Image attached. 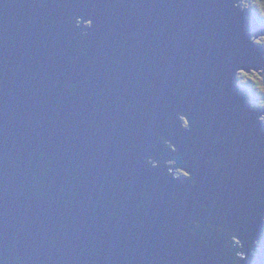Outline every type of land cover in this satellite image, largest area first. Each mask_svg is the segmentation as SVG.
<instances>
[{
	"label": "water",
	"instance_id": "water-1",
	"mask_svg": "<svg viewBox=\"0 0 264 264\" xmlns=\"http://www.w3.org/2000/svg\"><path fill=\"white\" fill-rule=\"evenodd\" d=\"M238 1L0 0V264H264Z\"/></svg>",
	"mask_w": 264,
	"mask_h": 264
},
{
	"label": "rangeland",
	"instance_id": "rangeland-1",
	"mask_svg": "<svg viewBox=\"0 0 264 264\" xmlns=\"http://www.w3.org/2000/svg\"><path fill=\"white\" fill-rule=\"evenodd\" d=\"M248 1L251 2V4H252V1L251 0H239L238 2H239L240 6L242 8H245V7H249L250 6V4L248 3ZM87 24H89V23H87ZM90 24H91V22H90ZM263 40H264V35H262V36L259 35L256 38H254L253 41H255L258 45H260V46H262L264 48V41ZM242 71H243L242 69H238L237 70L238 73L236 72L237 73V77H238L237 85L240 86V87H242V88H244V89H246L248 91V93H249V96H252L251 95V92L248 89V84H246V83H249L251 80H255L257 77H260L261 78V76H260L259 72L256 71V70H253L254 72H247L249 75L248 74L242 75ZM263 74H264V72H263ZM260 87H261L262 91L264 92V84L261 83ZM253 105L256 108H258V109H260V110L263 111V113L259 116V120L264 123V118H262V116H264V104H262V103L259 104V103H257V101H254ZM184 123H185V121H184ZM170 163L172 164V166H175L176 165V162H174V161H170ZM175 171L177 173H180L179 172L180 169L178 171V168H176V167H175ZM235 241L239 243V240L235 239Z\"/></svg>",
	"mask_w": 264,
	"mask_h": 264
},
{
	"label": "trees",
	"instance_id": "trees-1",
	"mask_svg": "<svg viewBox=\"0 0 264 264\" xmlns=\"http://www.w3.org/2000/svg\"><path fill=\"white\" fill-rule=\"evenodd\" d=\"M252 8L254 9V13L256 18L264 24V8L261 7V4L258 0H251ZM249 3V1H248ZM251 3V2H250ZM264 41V40H263ZM262 72V71H260ZM248 74L247 71H243L242 75ZM252 74V73H251ZM249 75V74H248ZM260 77H257L255 80H251L248 84V89L251 92V95L259 104H264V92L262 91L260 85L264 84V74H260Z\"/></svg>",
	"mask_w": 264,
	"mask_h": 264
},
{
	"label": "clouds",
	"instance_id": "clouds-1",
	"mask_svg": "<svg viewBox=\"0 0 264 264\" xmlns=\"http://www.w3.org/2000/svg\"><path fill=\"white\" fill-rule=\"evenodd\" d=\"M258 2L261 4V7L262 8H264V0H258ZM249 4H250V8H251V10L254 12V9L252 8V5L253 4H251L250 2H249ZM255 14V13H254ZM243 72V71H242ZM254 106V105H253ZM255 107V106H254ZM181 120H182V122H183V128H187L188 129V126H189V120L187 119V117L185 116V115H179L178 116ZM262 118H264V116H262ZM184 121H185V123H184ZM185 124V125H184ZM170 151L171 152H173V153H175V154H177V150L176 149H174V148H172V147H170ZM174 162H176V165L175 166H173L174 167V169H175V167L176 168H178V171H179V169H180V173H177L176 171H175V175L176 176H188V171L185 169V168H182V167H179V166H177V161H174ZM223 161L222 160H220L219 161V163L217 164L218 166H219V164H221ZM151 163H153V164H155V165H157V161L156 162H151ZM235 239H237V240H239L238 238H236V237H234L233 239H232V242H233V244L234 245H239V246H242L243 247V245H242V243H241V241L239 240V243L238 242H236L235 241ZM255 244L257 245V246H255L254 247V250L252 249V252H254V253H256L257 254V252H256V250H260V242H255ZM242 255V254H241Z\"/></svg>",
	"mask_w": 264,
	"mask_h": 264
},
{
	"label": "bare ground",
	"instance_id": "bare-ground-1",
	"mask_svg": "<svg viewBox=\"0 0 264 264\" xmlns=\"http://www.w3.org/2000/svg\"><path fill=\"white\" fill-rule=\"evenodd\" d=\"M77 21H79V22H77V24L80 25V21H82V18H78ZM89 21H90V20H87V21L83 22L84 26L87 25V23H89ZM253 70H255V69L252 68V69H251V72H252Z\"/></svg>",
	"mask_w": 264,
	"mask_h": 264
},
{
	"label": "flooded vegetation",
	"instance_id": "flooded-vegetation-1",
	"mask_svg": "<svg viewBox=\"0 0 264 264\" xmlns=\"http://www.w3.org/2000/svg\"><path fill=\"white\" fill-rule=\"evenodd\" d=\"M252 72H254V71H252Z\"/></svg>",
	"mask_w": 264,
	"mask_h": 264
}]
</instances>
